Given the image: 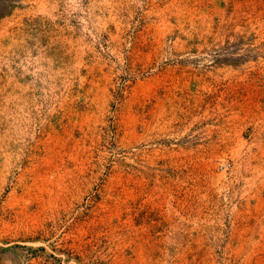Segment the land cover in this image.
I'll list each match as a JSON object with an SVG mask.
<instances>
[{"label": "rangeland", "instance_id": "obj_1", "mask_svg": "<svg viewBox=\"0 0 264 264\" xmlns=\"http://www.w3.org/2000/svg\"><path fill=\"white\" fill-rule=\"evenodd\" d=\"M0 264H264V0H0Z\"/></svg>", "mask_w": 264, "mask_h": 264}]
</instances>
